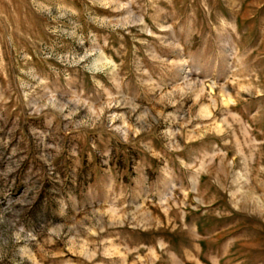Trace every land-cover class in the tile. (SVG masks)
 <instances>
[{"label":"rangeland","instance_id":"rangeland-1","mask_svg":"<svg viewBox=\"0 0 264 264\" xmlns=\"http://www.w3.org/2000/svg\"><path fill=\"white\" fill-rule=\"evenodd\" d=\"M0 264H264V0H0Z\"/></svg>","mask_w":264,"mask_h":264}]
</instances>
